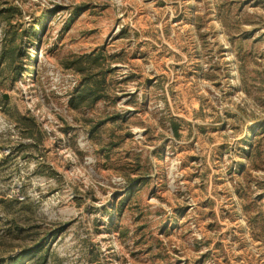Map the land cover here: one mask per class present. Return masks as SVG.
<instances>
[{
    "label": "rangeland",
    "instance_id": "374dc122",
    "mask_svg": "<svg viewBox=\"0 0 264 264\" xmlns=\"http://www.w3.org/2000/svg\"><path fill=\"white\" fill-rule=\"evenodd\" d=\"M10 7L0 263L264 264V0Z\"/></svg>",
    "mask_w": 264,
    "mask_h": 264
},
{
    "label": "trees",
    "instance_id": "16d2710c",
    "mask_svg": "<svg viewBox=\"0 0 264 264\" xmlns=\"http://www.w3.org/2000/svg\"><path fill=\"white\" fill-rule=\"evenodd\" d=\"M11 10H13L12 7L5 8V9H0V16L4 15V12H7L5 15H9ZM90 57H91V55H86V56H84L82 58H84V60H85V62H87V64L88 63H90V64L91 63H100L101 64V60H99V58H101L100 56L94 57L92 59ZM82 58L77 61V63H79V67H82L81 66L82 65L81 61L83 60ZM90 64H89L88 68L87 67L80 68L81 71L84 73V79H83V83L81 84V88L78 89V94L76 95V98H74L75 100L76 99H78V100H76V102H73L74 100L72 101V105L74 107L80 106L90 96H92V101H91L92 103L97 101L101 97L100 94L95 95L94 89L92 88V86H93L94 82L97 83L98 81H100L102 83H105L106 79L105 78H101V80L94 81L92 79L94 75L87 73L88 70L91 68ZM173 125H174V128H175L176 132L178 133V128L179 127H178V125H177V123L175 121L173 122ZM251 155H252L251 153H248L247 154L248 158H250ZM148 179L149 178L145 177L143 179V182L148 180ZM128 194H131V190L128 191ZM245 210H246L247 215H249V219L250 218L252 219L251 221L253 222V226L256 227V228H261V231L259 230L257 235L258 236H260L261 234L264 235V210L259 211L258 213L255 214V216H251V208L250 207L246 206ZM40 247H41V244H37L36 243L35 245H32L31 247L28 248L29 250H27L26 252L21 254L19 259L21 260L24 255H26L29 252H31V253L35 252ZM19 259H16V257L12 256V260H8V262L5 263V264H21L20 263L21 261ZM45 261H46L45 258H43V264L46 263ZM0 264H4V263H0Z\"/></svg>",
    "mask_w": 264,
    "mask_h": 264
}]
</instances>
